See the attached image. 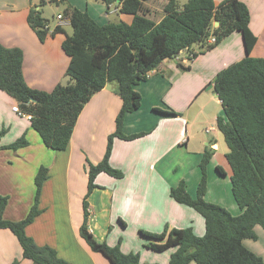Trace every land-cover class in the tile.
I'll list each match as a JSON object with an SVG mask.
<instances>
[{"label": "crops", "instance_id": "0c3cea01", "mask_svg": "<svg viewBox=\"0 0 264 264\" xmlns=\"http://www.w3.org/2000/svg\"><path fill=\"white\" fill-rule=\"evenodd\" d=\"M118 1L64 2L85 10L98 24L129 23L132 15L119 13ZM222 1L213 0L216 5ZM241 1L248 8L249 28L256 36L249 55L264 57V0ZM165 2L145 1L146 16L158 22L164 15ZM32 6L38 8L34 0H0V44L21 50L22 73L30 88L51 91L56 84L68 81L65 70L69 57L61 42L69 34L65 27L69 23L59 24L56 19L55 26H61L62 31L40 41L27 22ZM94 54L102 59L107 50L96 49ZM185 55L182 51L174 58L164 59L145 80L134 84L141 96L140 106L124 115L122 131L125 135L145 134L130 140L113 139L109 163L120 169L123 176L97 174L98 187L86 199L88 231L96 241L115 245L121 238L120 250L138 252L141 262L168 264L175 250L169 247L154 251L145 247L146 241L164 239L142 236L141 231L157 234L167 224L169 228L191 227L197 235L203 234L202 216L173 200L169 189L183 180L186 191L195 196L199 163L205 151L211 152V158L206 166L204 199L223 206L233 215L240 212L230 190L232 169L225 156L227 147L216 126V118L223 110L212 80L218 71L246 55L242 36L234 31L191 61H184ZM181 59L184 65H189L187 70L177 65ZM14 105H17L14 99L0 90V129L5 128L0 145L21 135L28 141V145L16 150L0 149V196H7L4 219L18 221L26 216L34 202V177L43 165L48 173L38 200L40 213L25 227L26 234L36 245L52 247L65 264H110L101 253L87 246L79 227L87 188L86 164L102 159L121 106L116 85L107 82L84 104L65 150L46 147L30 126L29 118L12 110ZM222 178L224 181H219ZM254 231L256 239H244L243 244L264 261V230L256 225ZM14 261L31 264L22 257L21 246L12 231L0 228V264Z\"/></svg>", "mask_w": 264, "mask_h": 264}, {"label": "trees", "instance_id": "16d2710c", "mask_svg": "<svg viewBox=\"0 0 264 264\" xmlns=\"http://www.w3.org/2000/svg\"><path fill=\"white\" fill-rule=\"evenodd\" d=\"M145 1L117 2L119 13L132 15L129 23L98 24L85 10L67 5L61 14L68 20L72 32L62 40L61 48L69 57L65 70L68 81L56 84L51 91L30 88L22 73L21 50L0 44V90L14 99L22 114L30 115V126L46 147L65 150L84 104L107 82H116L121 106L102 159L86 164L87 188L82 199L79 234L92 251L101 253L110 264H158L141 262L138 252H122L121 238L115 245L96 241L88 231L87 196L98 187L97 174L123 176L120 169L109 163L113 139L130 140L145 134L125 135L122 131L124 115L140 106L141 96L133 88L134 84L145 80L164 59L185 51L191 61L230 33L239 32L246 55L218 71L212 88L223 110L216 118V126L227 147L225 156L232 169L230 190L240 212L233 215L223 206L204 199L206 166L211 158V152L205 151L199 163L200 179L195 196L186 191L183 180L169 189L173 200L202 216L203 234L197 235L191 227L169 228L167 224L160 233H141L154 240L164 239L163 242L146 241L144 246L151 250L175 248L168 264H264L261 256L243 244L244 239H256V225L264 230V57L249 55L256 36L249 28L248 8L241 0H224L217 5L213 0H165L164 15L155 23L146 16ZM27 22L40 41L62 31L59 25L50 30L48 20L36 6L30 7ZM210 36L214 37L211 43L207 41ZM100 48L107 50L102 59L94 54ZM177 65L182 70L189 68L181 61ZM4 132L5 128L0 129V137ZM26 145L28 141L21 135L11 143L0 145V149L16 150ZM217 170L222 173L219 167ZM47 173V167L38 168L34 177V202L23 219H4L7 196H0V228L12 231L21 246L22 257L31 264H65L52 247L36 245L25 232V227L40 213L38 200Z\"/></svg>", "mask_w": 264, "mask_h": 264}, {"label": "rangeland", "instance_id": "374dc122", "mask_svg": "<svg viewBox=\"0 0 264 264\" xmlns=\"http://www.w3.org/2000/svg\"><path fill=\"white\" fill-rule=\"evenodd\" d=\"M184 1V0H182ZM34 2H36V4L38 5L37 7L40 10V14L43 18L48 20V26L53 29V27L55 26V22L56 20V14L57 13H62L64 8L67 5H70L68 2H64V1H55V0H34ZM67 29V32L69 34H71L72 32V28L71 26H65ZM49 28V29H50ZM195 49H197V45L193 46ZM113 84L117 85L115 81H112ZM208 164V163H207ZM217 172V170H215ZM215 173V172H214ZM206 178H207V172H206ZM225 178H222L219 181H224ZM229 179V178H228ZM230 181V180H229ZM260 226V225H259ZM261 227V226H260Z\"/></svg>", "mask_w": 264, "mask_h": 264}, {"label": "built area", "instance_id": "2783aa9c", "mask_svg": "<svg viewBox=\"0 0 264 264\" xmlns=\"http://www.w3.org/2000/svg\"><path fill=\"white\" fill-rule=\"evenodd\" d=\"M56 19L59 21V24L69 23L68 20H67L65 17H63L61 13L56 15ZM207 41H208L209 43L213 42V41H214V37H213V36H210V37L208 38ZM182 61H183V59H181V62H182ZM184 61H188V59H187V54L185 55V59H184ZM12 110H14L15 112H17L19 115H24V116H26L27 118H30V115H29V114H22V113L20 112V110H19V108H18L17 105H14V106L12 107Z\"/></svg>", "mask_w": 264, "mask_h": 264}, {"label": "water", "instance_id": "95a60500", "mask_svg": "<svg viewBox=\"0 0 264 264\" xmlns=\"http://www.w3.org/2000/svg\"><path fill=\"white\" fill-rule=\"evenodd\" d=\"M214 25H217V22H215Z\"/></svg>", "mask_w": 264, "mask_h": 264}]
</instances>
